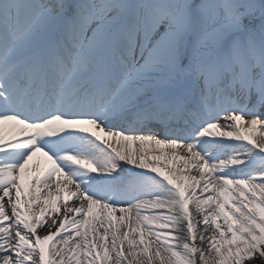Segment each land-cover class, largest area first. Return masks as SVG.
Segmentation results:
<instances>
[{
    "label": "snow or ice",
    "instance_id": "obj_1",
    "mask_svg": "<svg viewBox=\"0 0 264 264\" xmlns=\"http://www.w3.org/2000/svg\"><path fill=\"white\" fill-rule=\"evenodd\" d=\"M258 127L264 0H0V264H264Z\"/></svg>",
    "mask_w": 264,
    "mask_h": 264
},
{
    "label": "rangeland",
    "instance_id": "obj_2",
    "mask_svg": "<svg viewBox=\"0 0 264 264\" xmlns=\"http://www.w3.org/2000/svg\"><path fill=\"white\" fill-rule=\"evenodd\" d=\"M260 133H264V128H257L256 130H254V132L252 133L254 138H258ZM43 234V233H41Z\"/></svg>",
    "mask_w": 264,
    "mask_h": 264
},
{
    "label": "bare ground",
    "instance_id": "obj_3",
    "mask_svg": "<svg viewBox=\"0 0 264 264\" xmlns=\"http://www.w3.org/2000/svg\"><path fill=\"white\" fill-rule=\"evenodd\" d=\"M111 142V141H110ZM113 146H116L115 143L113 142ZM165 151H169L168 149H164Z\"/></svg>",
    "mask_w": 264,
    "mask_h": 264
},
{
    "label": "trees",
    "instance_id": "obj_4",
    "mask_svg": "<svg viewBox=\"0 0 264 264\" xmlns=\"http://www.w3.org/2000/svg\"><path fill=\"white\" fill-rule=\"evenodd\" d=\"M256 264H260V262H259V261H257V262H256Z\"/></svg>",
    "mask_w": 264,
    "mask_h": 264
}]
</instances>
